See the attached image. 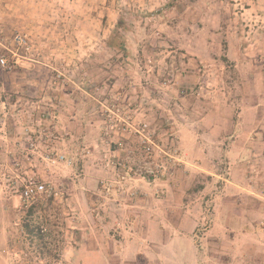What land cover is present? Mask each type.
Here are the masks:
<instances>
[{"label":"rangeland","instance_id":"obj_1","mask_svg":"<svg viewBox=\"0 0 264 264\" xmlns=\"http://www.w3.org/2000/svg\"><path fill=\"white\" fill-rule=\"evenodd\" d=\"M2 54L0 264H158L150 227L181 212L204 264H264V0H0ZM29 180L58 193L43 238Z\"/></svg>","mask_w":264,"mask_h":264},{"label":"crops","instance_id":"obj_2","mask_svg":"<svg viewBox=\"0 0 264 264\" xmlns=\"http://www.w3.org/2000/svg\"><path fill=\"white\" fill-rule=\"evenodd\" d=\"M188 204L181 203L180 209H184ZM185 212H181L180 217H171L167 220V228L159 226L157 233L155 229L151 228L149 238L156 239L157 248L155 252L156 257H158V264H204L201 249L198 246H195L194 238L197 237V227L195 228L196 222H192ZM192 222V223H191ZM196 229V230H195ZM136 248L138 246L136 245ZM101 249L92 251V255H98ZM140 254H150V250L146 246H140L138 250ZM151 252V253H154ZM169 258L167 260L166 258ZM142 258V257H141ZM162 261V262H161ZM102 264H112L104 263ZM119 264H136V263H126L121 262Z\"/></svg>","mask_w":264,"mask_h":264},{"label":"built area","instance_id":"obj_3","mask_svg":"<svg viewBox=\"0 0 264 264\" xmlns=\"http://www.w3.org/2000/svg\"><path fill=\"white\" fill-rule=\"evenodd\" d=\"M14 42L17 45H26L24 38H22L20 35H16L14 37ZM8 52L12 53L11 50H8ZM12 55H15V54L12 53ZM0 68L4 71H11L13 68L12 62H10L7 59L6 55L4 54L0 55ZM109 116L110 115H106V119L107 118L110 119ZM115 125H118V124H115ZM145 127L146 126H144V128ZM144 128H142L141 131L136 130V129L133 131L131 126L128 125V127L123 128L122 131L123 133L129 134L130 135L129 137H131L132 135L133 137L137 136L138 149H142L149 157H151V154L153 155L154 153V148L156 147V145L153 143L151 136L148 134L147 131H145ZM126 139L128 140L129 138H126ZM117 145L120 151L124 150L122 139L121 141L119 140L117 142ZM59 159L63 160V156H59ZM128 163L129 162L126 160H119V159L116 161L113 160V166L116 169H118V171H122L123 174H127L129 171H132ZM133 171H134L133 173L140 172L138 167L137 168L134 167ZM142 171L144 172H140V174L142 173L145 176L155 177V173L158 172V169H155V168L147 169L146 167H144L142 168ZM123 177L124 176H122L121 178ZM20 196L24 204L26 205V207L29 208V207L36 206L42 203H46L49 200L53 201L55 198H57L58 193L55 190H53V188L47 187L41 183H34L31 180H29L22 186Z\"/></svg>","mask_w":264,"mask_h":264},{"label":"trees","instance_id":"obj_4","mask_svg":"<svg viewBox=\"0 0 264 264\" xmlns=\"http://www.w3.org/2000/svg\"><path fill=\"white\" fill-rule=\"evenodd\" d=\"M125 31L126 28L124 22L119 21L107 40L108 48H110L114 53L120 54L122 58L128 56L126 40L125 36L123 35ZM51 203L52 200H49L46 203L27 208L28 210L26 212V220H24L22 223V229L29 238H34L35 236L37 238H43L45 236L43 229L32 224L31 217L36 213L37 210H44L47 206H50Z\"/></svg>","mask_w":264,"mask_h":264}]
</instances>
